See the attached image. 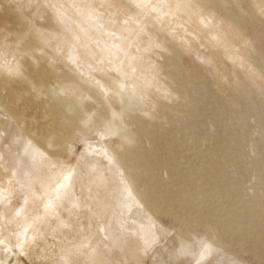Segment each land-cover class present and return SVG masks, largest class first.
Returning a JSON list of instances; mask_svg holds the SVG:
<instances>
[{
    "label": "bare ground",
    "instance_id": "bare-ground-1",
    "mask_svg": "<svg viewBox=\"0 0 264 264\" xmlns=\"http://www.w3.org/2000/svg\"><path fill=\"white\" fill-rule=\"evenodd\" d=\"M66 1L55 0L50 5L54 21L65 27L62 34L36 28L33 36L40 46H20L13 63H0V151L7 153L5 160L0 159V202H10L17 194L22 202H48L46 208L51 212L58 203L78 202V170L57 162L82 146L88 157L95 154L111 165L119 210L135 207L139 214L142 208H153L147 197L156 192L157 180L176 189L173 197L181 214L173 216L182 223L189 218L205 230L199 239L203 248L198 258L218 249V232L199 216L203 209L210 214L207 222L219 218L220 231H227L231 223L243 229L257 222L252 211L264 203L257 199L258 188L264 185V139L251 142L256 131L248 129L249 121L243 116L229 117L182 68L181 54L196 45L190 44L192 37L180 36L176 26L187 22L194 36L200 33L206 39L210 57L216 53L231 63L233 84L249 101L250 115L264 130V103L260 101L264 65L257 63L260 53L246 46L241 33L244 18L238 9V4L248 2L264 16V0H84L89 4L75 11ZM109 5L114 14L122 16L114 26L108 18L103 25L98 12V6L108 12ZM145 11L152 16L143 18ZM143 34H148V43L156 44L160 38L164 45L141 46ZM51 39L63 45L44 46ZM154 49L159 61L149 57L147 51ZM107 135L117 138L116 150L105 143ZM220 137L226 142H220ZM14 144L21 145L24 155L14 152ZM158 160L173 163L176 178L157 168ZM236 164L245 169L238 196L199 181L202 172L211 174ZM13 173H19L17 192L10 185ZM177 175L186 180H177ZM229 176L225 173L223 179ZM139 205H143L140 210ZM21 212H11V220ZM185 214L191 218H180ZM110 218L101 233L113 244L123 243L130 235L125 225L119 228L123 217L112 214ZM154 218L150 212L146 223H141L143 218L139 224L133 220L138 224L131 227L138 240L136 249L157 239ZM185 223L182 229L187 235L186 225L190 226ZM186 238L181 241L182 249L189 251Z\"/></svg>",
    "mask_w": 264,
    "mask_h": 264
},
{
    "label": "rangeland",
    "instance_id": "rangeland-1",
    "mask_svg": "<svg viewBox=\"0 0 264 264\" xmlns=\"http://www.w3.org/2000/svg\"><path fill=\"white\" fill-rule=\"evenodd\" d=\"M54 2L55 0H0V63L3 61L1 64L4 65L6 62L8 64L9 61V63H13L17 58L16 49L20 46H40L33 36V31L36 28L42 29L45 33H49L51 30L55 33L64 32V25L60 24V22L57 24L53 19L50 5ZM89 2L77 0L72 2L73 5H71V2L67 4V0L66 5L69 7L78 6L77 8L74 7L75 11V9L79 10L81 8L80 5L85 6ZM129 4L126 3L128 7L131 6ZM108 7L110 9L107 12V10L98 6V12L102 16L101 19H103L101 23L105 25L108 18L114 26L121 20L122 16L119 12L114 14L112 6L109 5ZM238 9L244 18L241 33L246 38V46H250L252 47L251 49L260 53L259 62L257 63L264 65V16L248 2L238 4ZM146 11L143 14L145 19L152 16V13ZM218 14L222 15L221 13ZM111 18L113 20H110ZM184 22L182 21V24L176 26L179 28L176 29V32L178 31L182 37H192L193 40L191 39L190 44L192 46L195 44L197 47L194 46L196 49L193 47V51L189 52L187 50L188 52L185 51L181 54L182 68L187 74L190 73L189 75L192 78L194 77L195 81L197 80V84L204 89L206 94L209 95L208 97H213V100L217 101L215 103L219 104L222 111H226L225 113L229 117L243 116L245 120L249 121L248 129L253 132L256 131L255 138L253 137L251 142L259 141L258 137L261 140L264 139V130L259 128L260 123L255 121L256 118L250 115L249 101L233 84V67L231 63L216 53H213L211 58L209 56L211 49L207 47L209 45L205 42L206 39L200 33L198 35L195 34L197 36L195 37L190 32V25ZM148 27L152 28V24L149 23ZM114 29L111 33H114ZM93 33L94 31H91V37H93ZM146 35L148 34L141 36L143 39L139 43L141 46H160V42L162 43L160 38H156L159 43L155 41L156 44H150L146 39ZM93 40L95 42L98 41L97 39ZM62 45L56 39H51L44 46ZM163 45L162 43L161 46ZM48 48L51 49L50 47ZM197 49L198 52L195 51ZM147 52L150 53L149 57L151 56L152 60L159 61L158 59H161L155 53L157 52L156 49L153 52H150V50ZM260 96L261 103H264V94ZM251 128H259L262 132ZM104 141L107 144L109 143V145L111 144L110 146L113 150L118 148V140L114 135H107ZM220 142H226V138L220 137ZM12 149L20 156L24 155L20 144H14ZM151 149H154L153 145ZM159 149L165 152L163 148H158L157 151ZM6 157L7 153L0 151V159L5 160ZM57 163L66 167L72 166L78 170L79 178L77 179L76 187L78 202L58 203L55 205L53 212L46 208L48 202H22L17 194L10 202H0V264H264V203L259 204L256 211H252V214L258 220L257 222L247 223L243 229L239 227L238 229L234 223H231L227 231L219 230V218L212 222H207L210 214L203 209L199 216L205 220V224L210 227L209 229L212 228L215 232H218L216 234V238H218L216 247L218 249L213 248L208 254L198 258V253L203 248L202 243H199V239H201L202 235H206L204 234L205 230L201 226L193 225L188 218L190 215L185 214L180 218H184V216H186L185 219L188 218L186 223L190 228L186 225L189 230L186 235V231L184 232V229H182L185 222L182 223V219L178 221V217L173 216V214H181L178 203L173 197L176 189L163 186L157 180L155 181L157 185L156 192L154 191L152 195L147 197L149 198L148 203H152L153 208L146 207V211L142 208L143 205H139L138 208H142L141 210L139 208L141 211H139V214H142L143 218L141 223H144L150 212L152 218L155 217L157 231H154V236H158V241L153 239L150 241L151 244L136 249L137 246L135 244H138V240L131 227L138 225L142 218L137 214L135 207H132V212L130 210H124V212L116 207L118 194L115 182L110 178L111 165L95 154L88 157L85 148L82 146H79L73 154L66 155L62 162L59 161ZM154 165L159 169H164L170 176L176 178L174 174L176 166L173 163L158 160ZM51 167L54 170L56 164ZM225 173L230 174L227 180L223 179ZM244 173L243 165L236 164L211 174L202 172L199 181L210 186V188L223 191L227 195L238 196L240 177ZM45 175H50V170H47ZM90 175L93 180L89 179ZM18 176L19 173L11 175V179L12 177L13 179L10 185H14L12 189L15 192H17L18 185L16 181ZM180 179H184V177L177 175V180ZM104 181L106 185H104ZM262 185L258 188L260 193L257 196L258 201L264 199V185ZM35 188L39 194H42L41 188L37 186ZM157 194L161 195L158 196ZM18 209L22 210V214H19L16 220L12 221L10 218L11 212H16ZM112 214H118L121 218L123 217L122 220L124 219V221H120L121 226L119 228L123 225L130 228L126 230V234L130 232V235L128 234L130 237L125 234L123 243L113 244L114 242L111 243L112 241L110 242V239L108 240L101 233V227L108 223ZM143 215H146L144 216L145 218ZM134 219L139 223L137 224L133 221ZM158 225H161V228H158ZM185 238L190 245L189 251L182 249L181 243L185 241ZM119 246H122L121 249Z\"/></svg>",
    "mask_w": 264,
    "mask_h": 264
}]
</instances>
